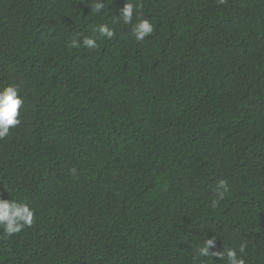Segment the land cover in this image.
<instances>
[{
	"label": "trees",
	"instance_id": "obj_1",
	"mask_svg": "<svg viewBox=\"0 0 264 264\" xmlns=\"http://www.w3.org/2000/svg\"><path fill=\"white\" fill-rule=\"evenodd\" d=\"M12 84L0 197L34 219L0 228V264H211L195 253L214 236L264 264V0H0Z\"/></svg>",
	"mask_w": 264,
	"mask_h": 264
},
{
	"label": "clouds",
	"instance_id": "obj_2",
	"mask_svg": "<svg viewBox=\"0 0 264 264\" xmlns=\"http://www.w3.org/2000/svg\"><path fill=\"white\" fill-rule=\"evenodd\" d=\"M94 8L99 13L103 8V4L97 2ZM134 13L137 15V21L133 28V34L137 41H142L145 37L153 33L154 26L148 19L139 18V13L136 12L133 3L129 2L125 5L118 20H122L125 24H132ZM97 31L100 36L107 39L112 38L114 35L113 29L107 24L99 25ZM82 43L89 49H96L98 47L97 40L94 37H85ZM71 47H80V42L76 38H73ZM19 92V85L16 84L9 85L3 90H0V139L8 135L11 127H15L20 123L18 117L20 116V109L23 105V98L19 95ZM227 192V182L220 180L217 187L218 198L223 199ZM217 202L213 201L214 204ZM33 219L34 211L26 203L0 197V228H3V231L8 236L19 233L23 228L31 226ZM215 241V236L211 239L207 238L197 248L195 255L201 258H207V261H211V264H216L213 257H219L223 264H246V260L241 255L245 251L244 245L240 246L239 253L234 248H223L222 252H214L212 249L215 248Z\"/></svg>",
	"mask_w": 264,
	"mask_h": 264
}]
</instances>
